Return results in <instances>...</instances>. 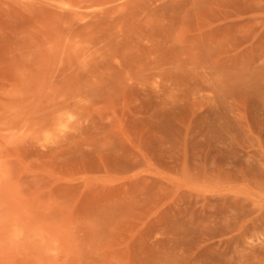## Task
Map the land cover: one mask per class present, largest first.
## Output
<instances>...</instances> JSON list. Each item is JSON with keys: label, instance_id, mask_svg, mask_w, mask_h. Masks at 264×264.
I'll return each instance as SVG.
<instances>
[{"label": "rangeland", "instance_id": "374dc122", "mask_svg": "<svg viewBox=\"0 0 264 264\" xmlns=\"http://www.w3.org/2000/svg\"><path fill=\"white\" fill-rule=\"evenodd\" d=\"M0 264H264V0H0Z\"/></svg>", "mask_w": 264, "mask_h": 264}]
</instances>
